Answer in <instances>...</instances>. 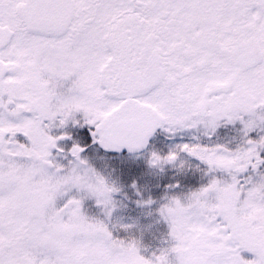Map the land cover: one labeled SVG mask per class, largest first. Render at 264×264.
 <instances>
[{
    "label": "snow or ice",
    "instance_id": "6c2138e0",
    "mask_svg": "<svg viewBox=\"0 0 264 264\" xmlns=\"http://www.w3.org/2000/svg\"><path fill=\"white\" fill-rule=\"evenodd\" d=\"M222 124L241 126L234 149L151 154L212 176L161 207L169 246L146 257L84 212L111 217L120 189L61 146L70 126L134 152ZM0 264H264V0H0Z\"/></svg>",
    "mask_w": 264,
    "mask_h": 264
},
{
    "label": "rangeland",
    "instance_id": "374dc122",
    "mask_svg": "<svg viewBox=\"0 0 264 264\" xmlns=\"http://www.w3.org/2000/svg\"><path fill=\"white\" fill-rule=\"evenodd\" d=\"M229 138L233 137H224L217 130L211 136L206 135L203 127L170 137L164 129L159 128L149 148L138 155L105 151L96 143L88 149L89 153L84 158L120 191L113 194L115 208L111 217L105 214L95 198L84 200V212L90 217L104 220L115 236L138 240L141 254L150 257L170 243V225L160 213L168 198H184L206 186L212 178L207 172L208 166L188 153L181 152L177 162L158 168L150 163L152 152L166 155L184 143L227 146ZM79 195L76 190L70 193V196ZM63 202L58 201L59 204ZM124 225L132 227L125 230Z\"/></svg>",
    "mask_w": 264,
    "mask_h": 264
},
{
    "label": "flooded vegetation",
    "instance_id": "af4514ba",
    "mask_svg": "<svg viewBox=\"0 0 264 264\" xmlns=\"http://www.w3.org/2000/svg\"><path fill=\"white\" fill-rule=\"evenodd\" d=\"M78 118H82V114L80 116H78ZM240 125L236 124V125H231V124H227L224 125L222 124L217 131L220 132L222 134V132L224 133V137L228 136V137H233V138H229L228 142L229 145H227L226 147L232 148L234 149L237 144L239 143V138H240ZM61 131L63 130H59V129H53V133L54 135H59L61 133ZM67 131L71 134V139L70 140H65V141H61V146L64 147L65 149H70L72 147V145L74 143H79L81 146H85L86 150L84 153H82V157L84 158L86 153H87V145H86V141L88 140H93V137L91 136V132L89 130V128L87 126L85 127H69L67 129ZM232 140V141H231ZM64 163H67V161H64ZM224 173H217V176H224Z\"/></svg>",
    "mask_w": 264,
    "mask_h": 264
},
{
    "label": "water",
    "instance_id": "95a60500",
    "mask_svg": "<svg viewBox=\"0 0 264 264\" xmlns=\"http://www.w3.org/2000/svg\"><path fill=\"white\" fill-rule=\"evenodd\" d=\"M155 133V132H154ZM154 135V134H153ZM153 135L149 138V141L151 140V138L153 137ZM149 141H148V144H149ZM148 144H147V146H148ZM147 146L144 148V149H141V150H138V151H134V152H132V153H137V152H141V151H143V150H145L146 148H147ZM123 151H128V149H124V150H122V151H120V152H123ZM128 152H130V151H128Z\"/></svg>",
    "mask_w": 264,
    "mask_h": 264
}]
</instances>
